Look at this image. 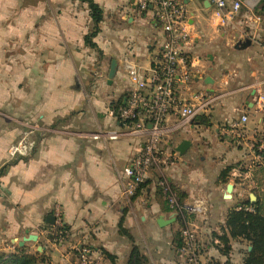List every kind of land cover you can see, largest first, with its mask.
Returning a JSON list of instances; mask_svg holds the SVG:
<instances>
[{
    "label": "crops",
    "instance_id": "obj_1",
    "mask_svg": "<svg viewBox=\"0 0 264 264\" xmlns=\"http://www.w3.org/2000/svg\"><path fill=\"white\" fill-rule=\"evenodd\" d=\"M95 2L103 20L92 49L85 42L94 27L86 2L0 0V254L25 248L45 254L52 264H113L104 250L115 257L114 264H126L137 246L151 264H186L177 240L187 223L204 244L205 260L246 264L253 247L231 237L227 219L252 194L255 202L264 194L263 161L253 148L264 139V111L256 106L258 88L264 90V13L244 8L233 23L213 24L211 9L199 0L189 57L200 62L186 95L210 97L214 106L187 125L177 116L168 119L164 150L175 161L153 170L128 200L122 172L144 138L108 141L91 135L100 129L123 131L106 103L121 101L131 87L126 57L134 56L143 70L152 67L161 54L162 30L135 0ZM254 34L259 41L251 40ZM247 39L249 47L236 48ZM113 60L118 66L109 84ZM242 115L248 122L233 129ZM28 127L37 130L26 135ZM23 139L32 149L12 156V147ZM183 141L190 147L181 156L176 148ZM235 169L242 177H233ZM162 180L185 208L183 222L177 216L164 227L158 219L176 214L164 200ZM229 184L233 192L227 199ZM193 207L204 213H193ZM51 216L54 225L47 221ZM62 227L66 236L57 242ZM26 231L38 241L20 247Z\"/></svg>",
    "mask_w": 264,
    "mask_h": 264
},
{
    "label": "built area",
    "instance_id": "obj_2",
    "mask_svg": "<svg viewBox=\"0 0 264 264\" xmlns=\"http://www.w3.org/2000/svg\"><path fill=\"white\" fill-rule=\"evenodd\" d=\"M194 0H135L136 7L141 13H151L153 20L162 30L161 54L149 70H143L134 63V56H128L123 64L131 84L122 104L111 111V116L123 131L100 129L91 136L94 140L116 141L125 135L144 138L142 148L125 166L122 172L123 196L131 200L146 182L153 170L174 163V155H168L164 150L168 133L167 122L171 116L181 118V125L189 124L195 117L207 114L214 106V99L207 96L189 98L186 93L194 81L195 62L189 57L190 48L195 44L194 10L190 7ZM211 6V23H233L243 8L255 9L261 0H203ZM201 9L207 10L201 5ZM252 41H257L256 34ZM259 41V40H258ZM133 57V58H132ZM256 106L264 111V90L258 88ZM248 117L242 115L233 129H240L248 122ZM31 135L36 127H28ZM255 158L263 161L264 139L259 141ZM255 146H253L254 148ZM26 139L12 147V156L25 155L28 149ZM255 149V148H254ZM234 178L242 177L235 169ZM165 202L170 210L183 222L185 208L179 203L175 192L166 180L159 183ZM247 211L254 212L253 207ZM195 214L204 213L201 207H193ZM59 219V210L57 211ZM56 220V221H57ZM182 247L179 250L186 264H212L204 259V244L198 233L187 223L180 229ZM55 236H63L57 232ZM63 239L60 237V240Z\"/></svg>",
    "mask_w": 264,
    "mask_h": 264
},
{
    "label": "trees",
    "instance_id": "obj_3",
    "mask_svg": "<svg viewBox=\"0 0 264 264\" xmlns=\"http://www.w3.org/2000/svg\"><path fill=\"white\" fill-rule=\"evenodd\" d=\"M86 2L90 9V14L93 20V30L86 36V45L92 49H97L94 39L99 33V24L103 20V11L95 0H80ZM258 12L264 13V0L260 5L255 8ZM122 101L117 103L116 109ZM259 144H255V150ZM263 163L260 168L264 173V154H262ZM146 183V182H145ZM145 183L140 187L139 191L145 187ZM138 191V192H139ZM137 192V194H138ZM136 194V195H137ZM247 207H253L254 212L246 210ZM182 223V222H181ZM181 224V228L183 227ZM227 226L230 229V235L232 238H242L251 243L253 250L247 253L246 264H264V194L262 200L258 198L257 202L251 203L248 199L240 208H236L228 215ZM67 229L62 227L58 231L66 234ZM177 240L178 251L182 247V239L180 231ZM227 244L228 240L223 239ZM228 246V245H227ZM228 247H226L225 253H228ZM102 254L108 258L113 264L115 263V257L109 254L107 251H102ZM0 264H52L50 257L45 254H30L25 248H16L14 253L0 254ZM126 264H151L149 258L144 252L137 246L133 247L129 259ZM212 264H215L212 262Z\"/></svg>",
    "mask_w": 264,
    "mask_h": 264
},
{
    "label": "water",
    "instance_id": "obj_4",
    "mask_svg": "<svg viewBox=\"0 0 264 264\" xmlns=\"http://www.w3.org/2000/svg\"><path fill=\"white\" fill-rule=\"evenodd\" d=\"M206 2V1H205ZM206 5L207 6H211L208 2H206ZM252 41L250 39H247L245 41H240L238 43V45L236 46L237 49H245L247 47H249L251 45ZM117 66H118V62L116 60H113L112 61V65H111V68H110V73L108 75V79H109V84H112L113 82V79L116 75V72H117ZM190 147V142L189 141H183L177 148H176V152L178 154H180L181 156H183L186 151L189 149ZM232 192H233V185L232 184H229L228 187H227V195L225 196L227 199H230L232 197ZM251 203H255L256 201V196L255 195H251V199H250ZM47 221L50 223V224H55L56 223V218L54 217H48ZM177 221V215H174L170 220L168 221H165L163 218H159L158 219V224L161 226V227H164V226H168L170 224H173ZM26 237L23 238V240L21 242H19V246L20 247H23L25 245V243L27 242H37L38 241V236L37 235H33V234H30L29 231H26ZM40 252L43 250L42 247H39L38 249Z\"/></svg>",
    "mask_w": 264,
    "mask_h": 264
},
{
    "label": "rangeland",
    "instance_id": "obj_5",
    "mask_svg": "<svg viewBox=\"0 0 264 264\" xmlns=\"http://www.w3.org/2000/svg\"><path fill=\"white\" fill-rule=\"evenodd\" d=\"M262 1V0H261ZM192 9H196L195 11H197L199 8H200V5H199V0H194L193 1V3H192V5L190 6ZM245 8V7H244ZM243 8V9H244ZM108 90H110L111 88H107ZM119 101L118 100H114V99H111L109 102H107L106 104H108L109 106H112V108H114V107H116L117 106V103H118ZM65 236H66V234H63V236H60V237H62V238H65ZM60 237L59 236H54V238H55V240L57 241V242H59V240H60ZM15 243H17V241H15ZM30 253V252H29ZM30 254H36V252H35V250L33 249L32 250V252L30 253ZM81 258V260H83L82 259V257H80ZM84 258H85V256H84ZM80 263L82 264V261H80Z\"/></svg>",
    "mask_w": 264,
    "mask_h": 264
}]
</instances>
